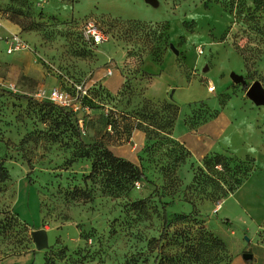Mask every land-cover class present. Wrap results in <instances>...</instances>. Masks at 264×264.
<instances>
[{
    "label": "rangeland",
    "instance_id": "obj_1",
    "mask_svg": "<svg viewBox=\"0 0 264 264\" xmlns=\"http://www.w3.org/2000/svg\"><path fill=\"white\" fill-rule=\"evenodd\" d=\"M48 1L43 11L57 19L46 17L33 0L0 6L2 19L31 36L21 37L29 49L8 54L2 46V57L26 52L39 69L38 78L19 76L17 70L16 78H4L10 63L0 59V162L9 173L0 193V261L18 256L17 264H74L93 254L101 264H155L156 259V264H237V257L241 264H264V257L244 258L256 251L255 243L264 244V196L246 193L253 198L246 200V210L234 202L238 190L220 201L205 199L191 186L213 153L195 155L184 147L189 155L172 176L182 151L170 142L177 140L178 122L196 129L222 101L228 99L229 111L236 106L231 99L243 96V86L232 74L244 76L248 86L259 81L264 87V7L254 0H156L155 6L146 0ZM89 21L107 41L98 46L84 41ZM123 60L124 80L115 84ZM142 70L149 74L139 85ZM151 78L147 95L163 97L167 91V99L145 97ZM209 82L216 92L208 91ZM53 88L65 92L76 110L38 96ZM169 99L180 106L169 108ZM175 110L169 136L166 124ZM256 113L245 118L254 131L231 140L225 136L221 143L231 142L264 163V120ZM243 138L254 139V154ZM98 142L141 166L158 193L141 181L110 190L105 171L85 182ZM256 163L251 176H264ZM163 204L171 225L159 241ZM189 214L192 218H182ZM38 229L48 232L49 248L43 251L32 239ZM94 236H99L96 244Z\"/></svg>",
    "mask_w": 264,
    "mask_h": 264
},
{
    "label": "trees",
    "instance_id": "obj_2",
    "mask_svg": "<svg viewBox=\"0 0 264 264\" xmlns=\"http://www.w3.org/2000/svg\"><path fill=\"white\" fill-rule=\"evenodd\" d=\"M13 1V0H10ZM8 1V2H10ZM244 1V0H243ZM5 2V3H8ZM254 5L258 7H264V0H254ZM43 13V12H42ZM44 14V13H43ZM53 18V17H50ZM54 19H57L54 17ZM19 25V24H18ZM22 31H25L21 28ZM261 31L264 32V25L260 28ZM84 41L88 43L85 38ZM149 74L147 71L142 70L141 75L138 76L137 83H141V80L145 79L144 75ZM143 75V76H142ZM247 87H244V90L247 91ZM147 98V97H146ZM149 99V98H147ZM154 101L152 99H149ZM170 104H168L169 108H173V105L180 106L175 101L169 100ZM226 103L222 101V106ZM175 108V107H174ZM214 112L210 114L209 119L203 121L201 124L216 118L219 114L218 109H212ZM177 111L173 112V116L168 118L167 127L168 131L167 134L172 136L174 129V125L176 122ZM199 124V125H201ZM198 125V126H199ZM197 126V127H198ZM170 142L177 145L181 148L180 156L175 159V165L172 169V176H175V169L179 164H182L186 161L189 151L186 150L185 145L178 142L177 140H171ZM97 149V154L93 160L91 171L89 175L85 177V182L92 179H97L102 172L105 171L107 174V178L105 180L106 187L110 190L114 188H123L127 187L130 184L141 181L144 184L153 185L156 188V192L158 193L157 186L148 178L147 174L144 172L141 166L134 165L132 162L119 158L114 154V152L109 149L103 142H98L94 146ZM228 154L231 155L232 158L226 156L225 154L221 153H213L207 157H205L203 161V165L200 166L197 171L195 172L193 184L191 189L199 191L205 195V199L211 201H220L221 199L225 198L229 194H233L236 190H238L250 177L251 175L258 170L257 163L255 158L247 157L245 159H240L231 152L227 151ZM237 163L235 166H232L231 163ZM30 175V173H29ZM9 179V173L6 167L0 162V193L3 191V186ZM211 189V191H209ZM92 194H90L91 196ZM162 203V198L159 199ZM190 203H193L192 200H188ZM183 219H190L192 215H184L182 216ZM171 221L170 215L167 210L165 204H163V211H162V232L159 238V241H163L168 234V229L170 228ZM89 240V239H88ZM92 243H98L99 236L91 237ZM88 242V241H87ZM214 242L221 246V249H225L223 242L220 240L215 239ZM211 249V248H210ZM212 250V249H211ZM205 253V252H203ZM203 253L197 254V260H202ZM206 254V253H205ZM209 252L207 253V257H209ZM48 261V260H47ZM88 261H96L98 264H101L100 261L93 257V254H83L81 260L76 261L74 264H82ZM157 259L155 260L156 264Z\"/></svg>",
    "mask_w": 264,
    "mask_h": 264
},
{
    "label": "crops",
    "instance_id": "obj_3",
    "mask_svg": "<svg viewBox=\"0 0 264 264\" xmlns=\"http://www.w3.org/2000/svg\"><path fill=\"white\" fill-rule=\"evenodd\" d=\"M33 1H35L36 5L40 6L41 12L43 13H45L43 11L44 5H49L51 3V1H43V0H33ZM45 16L48 18L50 17L57 18L54 15V13H45ZM21 32H22V29L20 28L19 25H17L16 23H13L11 20L7 18L2 19V26L0 27V59H3L4 61L6 62L8 61L10 63L9 66H6L3 69L4 78L5 76L8 79L16 78L14 70L18 71L19 76L24 77V76L29 75V76L38 78L37 77V74H39L38 65L33 62V58L30 56V54L26 52H20V53L15 54V56L11 58L2 57L1 52L3 51V48H4L2 46H5L7 49V44H6L7 38L13 35H19L20 37H24V39L27 37L28 38L31 37L30 34L25 33V32L21 33ZM124 57H125V51H124ZM123 63H124V60L120 66L116 67L120 75V81H117V83L115 84H119L123 82L124 80L123 73H122ZM109 70L112 71V68H109L108 71ZM114 74L115 73H113L112 71L111 76H113ZM152 82H153V78H151L150 84L147 86V89L145 90V97L152 99L154 101L167 99V91L164 93L163 97H153V96L149 97V95H147V91L152 85ZM234 88H236L235 84H234ZM243 88H242V91H243L242 97H237L236 98L237 100L231 99V105L236 104V106L232 108L231 111H229V107H227V104H228V101H227L228 99H227L225 105L218 108L219 114L217 115L216 118H213L199 125L196 129H188L185 126H182L180 122H178L174 130V136L176 137L177 141L185 145V147H187V149L192 154H195V155L205 156L211 152L220 153V152L229 151L241 159L251 157L250 154L248 153L247 155L241 154L240 151L237 150V148L233 147L232 145L233 143L231 142L226 143V144L224 142L221 143V140L225 136L227 138H230L231 140V139H234L236 135L243 134V132L245 131V127L243 126L242 122H246L245 118H247L248 113L254 114L256 113V111H258L256 115H258V117L262 115L263 117H260V119L264 120V112H261L262 110H259L263 108L264 106H257L253 102H252L253 105L256 106L258 110H254V108L249 106V104H247L246 101L247 99L248 100L250 99L246 96V91ZM250 140L251 141H249V139L243 138L244 145L247 146V148H250V147L254 148V145H252V143H254L253 142L254 139L250 138ZM214 146H217V149H215ZM256 160L264 168L263 166L264 163L258 157L256 158ZM246 193L253 195L254 198L256 194H258L260 197H263L264 196V176H260L259 174H254L238 189L236 193V199L234 200V202L238 204L240 207H242L244 210L247 209L246 200L253 199V198L247 197L245 195ZM247 212L249 211L247 210ZM248 214H250V212ZM246 216H247V213H246ZM240 219L242 220L241 216H240ZM243 222H245V220ZM254 245H255L254 247H256V251H253L250 253H244V254H251L253 257L250 260H258L259 258H263L264 257V244L258 245L255 243ZM232 250L234 251L235 248H232ZM242 250L243 249H241V251ZM16 259H19L18 256H10V257H7L1 260L0 264H17L15 263L18 261ZM242 260H243L242 257L241 258L237 257L235 258V263L237 264L244 263L242 262ZM82 264H98V262L88 261Z\"/></svg>",
    "mask_w": 264,
    "mask_h": 264
},
{
    "label": "built area",
    "instance_id": "obj_4",
    "mask_svg": "<svg viewBox=\"0 0 264 264\" xmlns=\"http://www.w3.org/2000/svg\"><path fill=\"white\" fill-rule=\"evenodd\" d=\"M8 1L10 0H0V6ZM43 1H48V0H43ZM1 26H2V12L0 10V27ZM84 38L89 44H92L94 46H98L108 40V37L105 34H103L101 31H99L96 28L95 23L92 21H89L87 23V26L84 31ZM6 44H7L6 52L8 54H13L17 51L29 49V45H27L26 42L19 35H13L7 38ZM202 54H203V50L199 49V55ZM108 73L109 75H112L111 70H109ZM208 91L210 93L216 92V87L212 82L208 83ZM38 96L47 97L49 101L58 104L61 107L71 108L72 110H76L75 106H73L71 100L68 98V95L58 88H53L48 92H45V90H40L38 92Z\"/></svg>",
    "mask_w": 264,
    "mask_h": 264
},
{
    "label": "water",
    "instance_id": "obj_5",
    "mask_svg": "<svg viewBox=\"0 0 264 264\" xmlns=\"http://www.w3.org/2000/svg\"><path fill=\"white\" fill-rule=\"evenodd\" d=\"M148 4L153 6L157 5L156 0H146ZM171 49L178 54L179 52L171 45ZM232 80L235 84L247 87L246 96L257 106H264V87L261 82L255 81L250 86L244 76L238 74H232ZM32 239L36 245L37 250L43 251L49 248L48 233L45 229H38L32 232ZM251 254H244L246 260L252 259Z\"/></svg>",
    "mask_w": 264,
    "mask_h": 264
},
{
    "label": "clouds",
    "instance_id": "obj_6",
    "mask_svg": "<svg viewBox=\"0 0 264 264\" xmlns=\"http://www.w3.org/2000/svg\"><path fill=\"white\" fill-rule=\"evenodd\" d=\"M242 124L245 127L246 131H249V132L254 131L253 125H251V124H249L247 122H242ZM249 151L254 154L255 153V148H249Z\"/></svg>",
    "mask_w": 264,
    "mask_h": 264
}]
</instances>
